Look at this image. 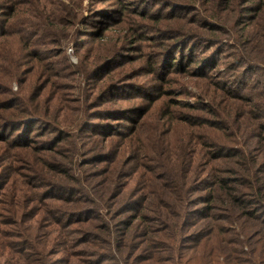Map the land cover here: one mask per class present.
<instances>
[{"label":"rangeland","instance_id":"obj_1","mask_svg":"<svg viewBox=\"0 0 264 264\" xmlns=\"http://www.w3.org/2000/svg\"><path fill=\"white\" fill-rule=\"evenodd\" d=\"M220 177L264 219V0H0V264H158L175 220L180 246L263 232L200 219Z\"/></svg>","mask_w":264,"mask_h":264},{"label":"trees","instance_id":"obj_2","mask_svg":"<svg viewBox=\"0 0 264 264\" xmlns=\"http://www.w3.org/2000/svg\"><path fill=\"white\" fill-rule=\"evenodd\" d=\"M209 39V45L216 44L220 40V36L213 34L212 36L208 37ZM189 45L188 42H182L178 46V48H181L180 50L185 52L186 54L192 53V45H195L196 43H193L192 45H189V49L184 51V47H187ZM194 48V47H193ZM189 50V51H188ZM232 68H234V63H231L230 65ZM36 122L35 124H37ZM257 138L261 139L260 136ZM221 153L214 155L213 157L216 159L220 156ZM222 155V154H221ZM208 158V156H206ZM189 169V168H188ZM211 168H207V173ZM242 175L238 174L235 175L233 180H230V182H235L237 185H241L240 180L242 179ZM199 179H193L191 181L190 189L193 187L195 183H197ZM228 183L227 179L224 177H220L217 180H214L212 182L211 190L209 196L206 198L205 202L208 204L212 201L219 200L223 204H225L224 210L227 213V216H217L219 219H230L232 217V210L234 208H240L242 213L244 214V220L249 221L252 224L255 225H262L264 227V219L260 218L254 214V212L250 211L247 207L248 204L246 200H244V196L241 194L230 193L229 199H222L220 195L218 194V188L221 186H226ZM178 192H182L181 188H175L172 192L174 197H177ZM75 193H80V191H77ZM82 193V192H81ZM72 202H75V200H70ZM188 202V206H190ZM133 209L135 206L129 204L127 208ZM210 204L205 207L201 208L199 211H196L200 217V219L206 218L208 216L209 219H213L214 215L206 212V209L211 210ZM169 214H172V206H168ZM191 210V212L186 217L184 224L186 225L189 221V219L192 217V215L195 213ZM180 217V216H177ZM81 219V218H80ZM80 219H75L73 216H70V214H67L64 216V218L61 221V227H60V233L61 236L64 238L71 237L72 232L67 231L69 226L73 221L78 222ZM82 221V220H80ZM88 221V220H87ZM178 220H175L171 223L167 224L168 228L173 229V232L171 233L170 240L167 244H162L161 249L166 252L165 255H159L156 254L153 256L155 259V263L158 264H220L219 261H221L224 264H243L242 262H246L248 264H264V231L263 232H256L254 230H251L249 227L245 228V226H241L242 231V237L239 238L236 234V238L229 239L220 232H218L215 229L214 225H199L197 228V232L191 237V246H180L179 242L183 233V230L181 228V224L177 222ZM243 221V220H242ZM123 226V225H122ZM123 230V229H122ZM252 233H254L255 236H252ZM88 235L86 233H82L79 236L80 239H83L82 241H87L88 239H92L95 241H102V235L100 233L95 234V236ZM78 236V237H79ZM90 237V238H89ZM246 243L249 245L251 251L249 252L251 255L250 259H245V255L247 254L243 249L242 246ZM231 244L237 245L239 247V250L236 248H231ZM104 251V248H102ZM20 256L25 257V254L20 251L16 250ZM90 255H93L95 258L93 260L88 261V264H99L105 259H108V254H98L93 253L90 250H86ZM107 257V258H106ZM26 260V258H24ZM162 259V260H161ZM17 261V259H16ZM27 261V260H26ZM242 261V262H239ZM22 264V263H21Z\"/></svg>","mask_w":264,"mask_h":264}]
</instances>
